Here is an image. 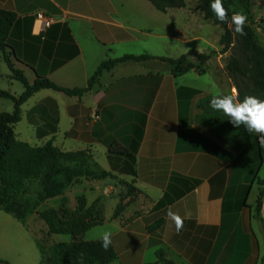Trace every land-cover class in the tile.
<instances>
[{
  "label": "crops",
  "instance_id": "1",
  "mask_svg": "<svg viewBox=\"0 0 264 264\" xmlns=\"http://www.w3.org/2000/svg\"><path fill=\"white\" fill-rule=\"evenodd\" d=\"M0 7L17 14L8 43L30 83L42 76L84 87L107 59L144 52L178 58L217 48L205 37L204 12L187 6L160 11L149 0H0ZM38 11L54 23L41 28ZM218 60L180 75L158 58L119 62L81 97L44 88L23 104L17 127L40 144L52 141L76 154L67 162V195L57 208L74 210L79 197L95 207L103 232L84 239L107 234L117 255L109 264H167L159 261L160 250L176 264H264V201L256 211L264 142L209 106L227 95L240 102ZM16 81L0 53V89L19 96L24 91L14 90ZM11 102L0 113L13 112ZM170 211L182 220L179 232ZM61 242L39 216L23 220L0 207V264H53L50 249Z\"/></svg>",
  "mask_w": 264,
  "mask_h": 264
},
{
  "label": "trees",
  "instance_id": "2",
  "mask_svg": "<svg viewBox=\"0 0 264 264\" xmlns=\"http://www.w3.org/2000/svg\"><path fill=\"white\" fill-rule=\"evenodd\" d=\"M158 10L167 11L169 8H181L186 6V0H149ZM225 9V20L217 19L210 5L212 0H198V8L205 14V18L224 28L221 37L223 52L231 51L226 71L234 80L238 88V97L242 101L245 97H256L264 100V47L254 26L245 21L243 35L235 31L233 22L234 12L228 3L222 1ZM250 0H237V5L249 10ZM245 12V11H244ZM17 20V14L11 10L0 7V53L12 71L13 77L23 83L25 90L15 96L6 90L0 89V98L12 99L15 104L13 112L0 113V207L9 213H13L20 219H26L36 212L45 221L49 233L70 235V242H61L51 247V261L53 264H109L117 255L110 241L107 249L103 244V238L97 240H85L84 235L94 226L100 223L94 206L88 207L84 197L78 198V205L74 210L65 207H49L45 210L36 209V203L23 199L30 180L38 179L43 189L41 200L59 194L65 183L58 184L60 176L68 178L67 162L75 159V153L69 154L52 141L44 145H31L19 141L16 138L14 127L22 119L23 104L38 90L49 88L64 92L69 96H83L98 82L104 70L112 69L117 63L128 60L146 62L158 58L167 63L176 75L184 74L192 69L203 72L202 66L212 58L215 50L199 52L189 50L178 58L159 57L148 52L141 54H125L115 59L103 61L90 77L84 87L68 88L58 85L47 77L37 76L30 83L24 71L16 66L12 47L8 43V37L12 25ZM193 56L197 63L190 61ZM245 127V126H244ZM245 131H247L245 127ZM264 134H259L260 136ZM246 136V134H245ZM256 137V136H255ZM264 142V141H263ZM261 160L264 162V146L260 148ZM262 188L257 200L256 211L259 215L264 201V179L259 178ZM123 204L116 209L114 216L120 214ZM157 222L150 229L159 227ZM160 262L176 264L166 258L163 251H158ZM1 261V260H0Z\"/></svg>",
  "mask_w": 264,
  "mask_h": 264
},
{
  "label": "rangeland",
  "instance_id": "3",
  "mask_svg": "<svg viewBox=\"0 0 264 264\" xmlns=\"http://www.w3.org/2000/svg\"><path fill=\"white\" fill-rule=\"evenodd\" d=\"M222 1H225L226 3L229 4L231 10L234 12V16L237 14L243 15L245 17V21L254 26V28L256 29L258 33L259 40L262 46L264 47V0H250L249 10H245L244 8H241L239 5H237V0H222ZM186 6L191 9L199 11L198 0H186ZM204 19H205V24L208 27L206 28L205 37L207 39L210 38V40H213L217 47L216 49L215 48L210 49L209 51H207V53L212 50H215L216 53L213 54L212 59H216L219 57L220 60H218V63L220 64L219 61H223L224 68L226 69V63L229 60L231 51L223 52V45L221 44V37L224 33V28L221 25L213 23L212 21L208 20L205 17ZM166 21H167V18H166ZM208 31L210 32L209 34H208ZM192 44L194 45L195 43H192ZM13 88L14 90L18 91L19 94H21L25 90L23 83L19 81H16V84ZM1 100L2 102L0 103V108L7 110L9 108L10 103H12L11 102L12 99L8 100V98H1ZM21 127L22 126L14 127L16 138L19 141H23L31 145H43L36 141L35 137L33 136L32 133L30 134L28 129H24V128L22 129ZM25 139L27 141H25ZM68 167H70V164ZM64 180H65V176H60L58 184L60 183L64 184ZM42 193H43V189L39 183V180L34 179V180L28 181L26 191L22 194V198L30 200L31 203H36L37 205L36 209L45 210L52 206L58 207L59 205H61V199H62L61 197H64V195H67L66 192L61 189L59 194H57L56 196H53V197H58V198L51 199L52 197H50L48 199L41 200L40 195H42ZM30 215L31 216L37 215L38 217V214L36 212ZM103 227L104 226H96L92 228L90 232L85 234L86 238H93V237H97L98 235H101L104 229ZM95 231H98L97 235H94ZM54 238L57 242H61V241L67 242L71 239V236L63 235V234H54Z\"/></svg>",
  "mask_w": 264,
  "mask_h": 264
},
{
  "label": "clouds",
  "instance_id": "4",
  "mask_svg": "<svg viewBox=\"0 0 264 264\" xmlns=\"http://www.w3.org/2000/svg\"><path fill=\"white\" fill-rule=\"evenodd\" d=\"M210 7L217 19L221 21L225 20V9L222 6L221 0H212ZM233 22L236 25L235 31L243 35L242 26L245 23V17L237 14L233 16ZM209 106L213 110L220 111L222 114L226 115L229 122L235 127L244 124L249 133L255 132L257 134H264V100L249 96L237 103L234 102L232 96L227 95L213 98ZM260 139L264 141V135H261ZM168 215L175 222L176 230L179 232L182 227L181 218L171 211ZM109 243L110 240L106 234L103 237L102 246L107 249Z\"/></svg>",
  "mask_w": 264,
  "mask_h": 264
},
{
  "label": "built area",
  "instance_id": "5",
  "mask_svg": "<svg viewBox=\"0 0 264 264\" xmlns=\"http://www.w3.org/2000/svg\"><path fill=\"white\" fill-rule=\"evenodd\" d=\"M36 19L40 22L41 28H47L54 23V17L45 13L44 11H38L36 13Z\"/></svg>",
  "mask_w": 264,
  "mask_h": 264
}]
</instances>
